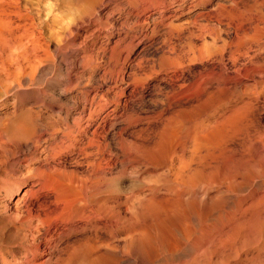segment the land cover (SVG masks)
<instances>
[{
	"label": "bare ground",
	"instance_id": "bare-ground-1",
	"mask_svg": "<svg viewBox=\"0 0 264 264\" xmlns=\"http://www.w3.org/2000/svg\"><path fill=\"white\" fill-rule=\"evenodd\" d=\"M220 1L212 6V0H179L168 16L179 19L197 6L211 7L182 24H171L172 30L190 40L185 38L187 44L183 41L179 48L168 44L166 49L179 62L198 63L200 68L192 81L179 82L178 99L165 95L157 101L161 110L169 112L162 127L148 132L140 128L132 143L110 149L98 140L107 99L90 98L72 120L74 130L66 135L70 145L80 140L75 147L85 165L80 177H53L51 169H45L30 189L13 199L12 207L14 194L1 184L5 196L1 217L6 216L5 224L19 234L23 249L21 259L13 249L16 258H0V264H33L37 255L42 259L37 264H264V17L258 21V14L244 25L226 16L233 8L249 6L254 18L256 11L264 12V0ZM137 4L142 12L148 9L143 0ZM31 6L30 0H0V54L20 49L15 58L12 50L5 54L10 61L6 71L0 58V84L12 79L7 88L13 90L29 75L27 68L34 72L39 52L45 56L48 51L41 49L43 34L36 33L33 16L26 14ZM164 84L158 79L152 85L155 96H160ZM125 107L119 113L111 110L106 124L111 132H125L130 114H123ZM6 120L2 113L0 125ZM82 122L95 127L91 137ZM13 132L7 138L16 154L13 162L26 176L37 168L33 165L39 149L45 160L53 161L66 148L45 147L42 137L31 138L34 133L30 136L27 130ZM30 139L31 150L19 152L21 143ZM126 180L129 185L123 186ZM16 184L13 193L18 192L20 183ZM37 197L46 201L34 207L31 199Z\"/></svg>",
	"mask_w": 264,
	"mask_h": 264
},
{
	"label": "rangeland",
	"instance_id": "rangeland-1",
	"mask_svg": "<svg viewBox=\"0 0 264 264\" xmlns=\"http://www.w3.org/2000/svg\"><path fill=\"white\" fill-rule=\"evenodd\" d=\"M139 1L141 0H30L32 8L30 7L26 14L30 17L31 15L33 16L31 18L33 22L30 17H27V20L33 23V27L38 31H35L36 33L43 34V36H40L41 40L44 41L41 42V44L44 43L43 45H46L47 48L43 46L41 49L44 48V50L48 51H44L47 53L45 56L42 51V54L39 52V63L35 66L34 72H32L33 69L30 68L25 70L29 75L24 79V82L22 81L23 83L20 84V87L14 90L7 88V85L10 83L9 81L12 79H7L8 83L4 81L0 84V115L4 113V117L7 118L5 121L6 123H2L3 126L0 125V131L3 129L2 132L5 133L2 134V136L0 134V137H2L0 140L4 141L0 142V170L2 169V171H0V186L3 184L2 187H4L6 183V188H4L11 192L10 195L14 194L9 203L10 207L13 206V199L20 197L21 192L24 190L30 189L32 186L31 183L33 184V181L38 179L40 172L45 171V169H51L50 176L53 177L58 174L80 177L82 173H84L85 165L83 158L75 148L80 140H78L76 144L72 142V146L70 145L71 139L67 138L66 135L74 130L72 120L78 116V112L83 105H85L86 100L93 97H97L95 98L96 100L102 97L105 98L104 100L107 99L106 106L104 105L103 114L101 115L102 118L105 117L104 119L106 121L104 122L105 124H100V128H103H99L98 131L100 134H98L99 142L101 144L103 143V145L107 144L106 146L108 148L110 147V149H112L114 145L116 146V144L118 146H120V144L125 146V143L129 145L130 141L132 143V139L135 140L133 136L136 132H139L140 128L141 130L144 128V132H148L149 130L151 131L162 127L164 123L163 119L169 116V112L167 113L161 110L162 108L159 102H161L162 97L165 98V95L166 97L169 95L170 97H168V99H178L180 88H178L177 85L179 82L182 79L186 82L192 81L196 71L199 70L200 65H198V63H191V66L186 64V62H183V64L179 62L175 53H172L166 48H168V44L175 46V48H179V46L181 47L183 44V41L184 44H187L190 40L184 33L178 34L177 31L172 30L171 24L172 26L182 24L186 19L193 18L197 13L204 12L203 14H205V11L208 12L211 10L210 5L197 6L190 13L183 15L179 19H173L168 16L173 14V10L179 0H143L147 3L146 6L148 7V11L146 10L145 12L135 8L134 5L136 4L138 6L139 4H137V2ZM214 2L221 1L212 0V6L215 4ZM148 4L151 5L148 6ZM249 10L252 14H250L251 12H249ZM252 10H254V8L249 6L244 8L239 7L237 9L233 8L229 12L227 11L229 14L226 12V16L234 23H243L244 25L254 22L258 14L259 17L261 15L264 17L263 11V14L260 11H256L257 13L253 18L255 11ZM255 10L257 9L255 8ZM245 12L248 13L249 17H247ZM96 14H98V16H96ZM263 17L257 18V20L259 21ZM247 18L249 19L247 20ZM9 51L12 52V57L15 58L14 55H18L20 49L15 47L10 48L5 54L7 55ZM5 54H0V58L2 62H4L6 71L10 61H7L9 59L6 58ZM28 79H30V81ZM158 79L165 80L162 92L159 94L161 97L158 95L155 96L151 91L152 85L156 83ZM138 81H140V83ZM135 83H138V86L135 87ZM171 88H174V91H171ZM164 89H166V94L164 93ZM175 90L177 91L176 93ZM167 91H169V94H167ZM136 96L137 98H135ZM127 99L130 100V102ZM126 101L129 105L124 103ZM124 104L127 105L126 107L128 109ZM123 107L126 109V111H123V114H131H129L127 119L129 123L127 122L124 126L125 132L122 131V135L120 134L121 136L116 134L119 129L114 130L113 132H115L117 138L114 135V137L112 136L113 139L110 137L113 132H111L108 125H106L108 124V117L112 114L111 110L114 109L115 113H119L123 110ZM7 113L9 115H7ZM134 114H136V117H134ZM158 115H160V118ZM132 116L135 121L131 119ZM26 124L30 125L27 126ZM81 127L86 133L89 132L88 134L90 137L92 136L91 133L95 127H87L85 122H82ZM22 129L29 131L30 136L34 133L31 138H35L36 136L42 137V144L45 147L51 148L55 145V147H57L59 144L66 148H63V150H61L62 154L57 156L58 158L56 157L53 161L49 158L45 160L44 155L39 149L35 155L36 162L33 165L34 168L37 167L35 169L36 172L31 171L27 173L26 176V174L23 173V169L21 168V170L20 167L13 162V158L16 155L15 150H13L11 147L12 144H10L7 139L12 131L15 133H23L24 130ZM143 137H145V135H143ZM124 138H126L128 142H126L127 140ZM31 140L32 139L23 141L19 152L28 153V151L31 150L30 148H32ZM119 140L120 142H118ZM116 141L119 144L116 143ZM59 148L62 149L61 147ZM52 167H54V169ZM17 169H19L20 173ZM3 170H5V172ZM52 170L54 171L52 172ZM37 172L38 174H36L35 177L34 174ZM28 176L31 177V179L29 178L27 180ZM4 179L7 180L5 181ZM127 181L128 180L123 182V186L129 185V181L128 183ZM16 183H20L21 187L19 186L20 189L18 188V192L13 193V189L17 185ZM2 187H0V189ZM2 189L0 190V205L5 199ZM46 200L51 201L50 194H47ZM46 200L45 197L32 198L31 201L33 203L31 202V204L35 207V204L37 205L38 202ZM49 206L50 208L53 207L52 204H49ZM2 208L3 207L0 208V213L2 212ZM1 216L2 214H0V217ZM3 217L0 218L1 220L3 219L2 222L8 221L5 218L6 216ZM1 223L0 226L2 225ZM5 223L6 222L3 224L5 227H1L0 229V258L10 259L13 257V259H15L17 256V258L20 257L21 259L23 245H20L21 241L19 240V234L15 233L10 225H6L8 222ZM9 238L12 239L9 240ZM262 238H264V236ZM262 240L264 241V239ZM247 248L249 249L251 247ZM5 249L6 251H4ZM7 251L10 255L6 254L8 253ZM11 251L12 253L16 252L17 254L13 253L16 256H13ZM251 251H253L252 248ZM262 251H264V248ZM2 254L4 255L3 257ZM236 260L239 259L232 258L230 261L236 262ZM38 261L40 263L42 262L40 255L33 258V264H37Z\"/></svg>",
	"mask_w": 264,
	"mask_h": 264
}]
</instances>
